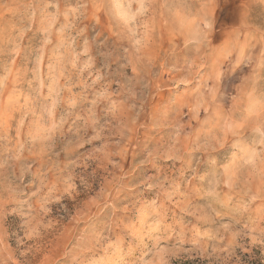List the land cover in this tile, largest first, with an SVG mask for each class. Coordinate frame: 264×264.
<instances>
[{
	"label": "rangeland",
	"instance_id": "obj_1",
	"mask_svg": "<svg viewBox=\"0 0 264 264\" xmlns=\"http://www.w3.org/2000/svg\"><path fill=\"white\" fill-rule=\"evenodd\" d=\"M187 262L264 264V0H0V264Z\"/></svg>",
	"mask_w": 264,
	"mask_h": 264
},
{
	"label": "trees",
	"instance_id": "obj_2",
	"mask_svg": "<svg viewBox=\"0 0 264 264\" xmlns=\"http://www.w3.org/2000/svg\"><path fill=\"white\" fill-rule=\"evenodd\" d=\"M184 264H194V262H187V263H184Z\"/></svg>",
	"mask_w": 264,
	"mask_h": 264
},
{
	"label": "bare ground",
	"instance_id": "obj_3",
	"mask_svg": "<svg viewBox=\"0 0 264 264\" xmlns=\"http://www.w3.org/2000/svg\"><path fill=\"white\" fill-rule=\"evenodd\" d=\"M200 17V16H199Z\"/></svg>",
	"mask_w": 264,
	"mask_h": 264
}]
</instances>
